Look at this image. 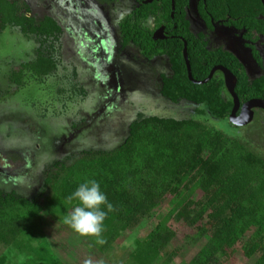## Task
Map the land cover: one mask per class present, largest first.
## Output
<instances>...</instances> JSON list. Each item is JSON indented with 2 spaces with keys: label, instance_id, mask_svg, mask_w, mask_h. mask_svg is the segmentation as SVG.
<instances>
[{
  "label": "trees",
  "instance_id": "obj_1",
  "mask_svg": "<svg viewBox=\"0 0 264 264\" xmlns=\"http://www.w3.org/2000/svg\"><path fill=\"white\" fill-rule=\"evenodd\" d=\"M175 3L176 32L171 31V24L166 25L171 22L169 0L140 5L119 23L122 49L132 47L141 59L164 58L169 64L170 75L160 77V96L171 105L192 106L213 121H228L233 101L222 74L216 72L205 85L191 83L183 57L184 40L194 81L205 80L214 67L223 66L237 79L235 93L241 105L264 100V76L250 78L237 57L221 46H211L206 34L213 23H222L245 31L247 41H256L264 36L261 0H201L196 11L204 32L192 29L189 0ZM29 13L18 1L0 0V34L8 28L35 39L60 33L50 17L36 21ZM151 21L157 27L168 26V35L176 38L152 40ZM248 46L259 63L257 51ZM54 70V60L38 51L34 60L15 66L9 80L20 87L26 72L45 77ZM90 180L100 184L113 205L112 211L103 209L107 214L102 235H108L109 245L156 216L159 208L169 207L163 219L137 242L139 264H153L175 240L177 233L168 226L171 220L185 225L189 233L170 259L194 243L199 248L189 264H224L238 247L248 264H264V157L236 138L189 117L139 116L114 150H87L70 164L53 163L43 182L44 190L50 192L48 204L71 214L76 202L68 196ZM44 210L37 199L0 190V248L29 249V264H61L50 255L31 253L32 245L20 243L23 236L33 238V228ZM0 264H7V259L3 257Z\"/></svg>",
  "mask_w": 264,
  "mask_h": 264
},
{
  "label": "rangeland",
  "instance_id": "obj_2",
  "mask_svg": "<svg viewBox=\"0 0 264 264\" xmlns=\"http://www.w3.org/2000/svg\"><path fill=\"white\" fill-rule=\"evenodd\" d=\"M14 1L29 8L28 17L40 21L43 16H49L60 27V33L37 39L23 36L16 28H8L0 34V190L37 199L45 206L40 223L36 222L33 228V238L23 236L21 244L32 245V250L39 249L45 258L46 251L47 255L49 250L53 251L58 261H61L59 252L67 245L80 248L78 240L87 241L90 249H98L106 257L115 256L123 246L129 251L136 248L134 243L145 238L163 219L169 211L166 205L159 208L156 216L144 220L133 232L111 245L108 235L103 234L106 242L101 245L95 237L80 236L64 223L70 214L48 204L50 192L43 186L44 175L53 163L70 164L83 151H111L120 146L127 138L129 125L139 116L193 118L244 142L250 150L264 157V133L254 125L236 129L229 121H213L185 103H167L158 89L159 76L170 73L164 60L145 62L130 50L117 55V39L114 46V39L107 30L111 31V26L115 28L126 13L121 2L114 6L115 14L110 15L113 21L109 22L101 10L88 5H91L90 0ZM192 1L190 18L194 27L201 29L194 11L197 0ZM214 43L223 44L236 53L251 72L260 73L244 47L241 33L217 25ZM38 51L54 60V72L45 77L26 72L22 85L16 87L9 80L12 69L34 60ZM259 51L264 72V39ZM168 226L177 236L157 259V264H189L199 247L189 243L178 256L170 259L189 229L174 220L169 221ZM7 250L0 248V258L5 255L7 264L27 261L29 264V249ZM223 263L248 264V261L238 247Z\"/></svg>",
  "mask_w": 264,
  "mask_h": 264
},
{
  "label": "flooded vegetation",
  "instance_id": "obj_3",
  "mask_svg": "<svg viewBox=\"0 0 264 264\" xmlns=\"http://www.w3.org/2000/svg\"><path fill=\"white\" fill-rule=\"evenodd\" d=\"M162 1H166V0H90L88 4L90 7H96L97 9L101 10L102 11V15L105 17L106 15V19L108 20L109 19V22L112 18H110L111 14H115V9L114 6L117 4L118 6V3L121 2V4H123L122 6V9L124 10H127L126 13L117 21L116 23V26L115 28L111 26V23L109 24L111 27H109V30H107V34H111L113 39H114V46L116 45V39H117V55L119 56L120 54H122L124 51L126 50H130V51H133L136 56L141 59L137 53L136 50H134L132 47H126L125 49H122L121 47V41H120V37H119V23L125 18L127 17L131 12H133L134 10H137L138 8H140V5H151L153 3H158L160 4ZM170 1V4H171V12H170V23L166 24V25H169L171 24L172 25V30L171 31H175L176 32V17H175V10H176V3H175V0H169ZM201 0H197L195 2V6H194V11H195V18L196 20L198 21V23L202 26L201 29H196L192 23V20L190 18V11H191V5H192V0H189V3H188V17L190 19V22H191V26H192V29L196 32H199V31H203L204 32V24L200 21V19L198 18V14H197V11H196V8L199 4ZM133 4L132 6H130L129 4ZM262 4V2H261ZM263 6V5H262ZM264 8V7H263ZM105 9H107V12L105 11ZM105 11V14L104 11ZM44 17V16H43ZM49 17V16H47ZM114 17V16H112ZM113 21V19H112ZM108 23V22H107ZM151 29H152V40H154V35L156 33H158L160 30H162V39H158V40H154V41H166L168 40L169 38H172V39H175L176 38V35H168L169 34V31L167 30V27L165 24H160L158 27L156 26L157 23H155L154 21H151ZM222 26L226 29H229V30H233V31H236L238 33H241V37H242V40L244 42V47L247 48L249 50V54H250V58L251 60L253 61L254 65L258 68V70H260V73L258 72L256 74V72H251L250 69L247 68L246 64L238 57V55L234 52H232L231 50H229L230 52H232L236 57L237 59L244 65V67L246 68V71L248 73V76L250 78H257V77H260V76H264V72L263 71V63H262V58L260 56V51H259V44H261V41L262 39H264V36H259L258 39L254 42H250V41H247L245 38H244V35H245V31H240V30H237V29H234L233 27H229V26H226L222 23H213L212 24V29L211 31H209L208 33L206 32L207 34V37H208V40L210 41V45L213 46V47H218V46H221L223 47L224 49L228 50L223 44H215L214 43V35H215V26ZM97 26L99 27L98 23H97ZM169 28V27H168ZM100 31H104L102 28L99 29ZM99 30H97V33H99ZM184 44H186V48H187V43L183 40ZM252 46L255 51H257V54H258V58H259V63H257L252 57H251V48L248 46ZM184 50V49H183ZM187 53V52H186ZM188 58V57H187ZM162 60H164L166 63L167 61L164 59V58H160ZM160 59H154L152 61H155V60H160ZM145 62H152V61H147V60H144V59H141ZM189 62V61H188ZM167 65L169 66V64L167 63ZM190 65V64H189ZM216 67H223V66H216ZM215 68V67H214ZM213 68V69H214ZM225 68V67H223ZM226 69V68H225ZM228 70V69H227ZM169 71H170V67H169ZM212 71V70H211ZM210 71V72H211ZM229 71V70H228ZM230 72V71H229ZM216 73V72H215ZM214 73V74H215ZM221 73V72H220ZM231 73V72H230ZM222 74V73H221ZM232 74V73H231ZM162 75H170L169 74H161L159 76V84H160V77ZM233 75V74H232ZM214 76V75H213ZM223 76V74H222ZM234 76V75H233ZM235 77V76H234ZM213 78V77H212ZM236 78V77H235ZM223 81H224V77H223ZM225 84V82H224ZM236 85H237V79H236ZM236 88V87H235ZM227 90V89H226ZM228 92V91H227ZM229 94V93H228ZM236 94V93H235ZM230 95V94H229ZM237 96V95H236ZM231 97V96H230ZM238 98V97H237ZM239 100V99H238ZM253 100H261V99H253ZM233 101V100H232ZM251 101V100H250ZM261 101H264V100H261ZM240 102V101H239ZM249 102V101H248ZM247 103V102H246ZM245 104V103H244ZM244 104H240L241 106H243ZM253 118H252V121L247 124L246 126H243V127H236L233 125V127H235L236 129H245L251 125H254V127H256L257 129H260L262 132V134L264 133V109H259V108H256V109H253ZM240 112L241 110L238 111L237 113V116L240 115Z\"/></svg>",
  "mask_w": 264,
  "mask_h": 264
},
{
  "label": "clouds",
  "instance_id": "obj_4",
  "mask_svg": "<svg viewBox=\"0 0 264 264\" xmlns=\"http://www.w3.org/2000/svg\"><path fill=\"white\" fill-rule=\"evenodd\" d=\"M70 202L75 201L71 214L66 216L64 223L74 232L84 237H95L99 244L106 241L102 237L103 223L106 218L104 207L113 210V205L101 190L100 184L95 180L86 181L68 196Z\"/></svg>",
  "mask_w": 264,
  "mask_h": 264
},
{
  "label": "crops",
  "instance_id": "obj_5",
  "mask_svg": "<svg viewBox=\"0 0 264 264\" xmlns=\"http://www.w3.org/2000/svg\"><path fill=\"white\" fill-rule=\"evenodd\" d=\"M139 240H137V242ZM137 242L134 243V245H136V248H137ZM78 243H79L78 245H81L79 249L78 248L74 249L72 248V245H67L64 250L59 252L61 254V255L59 254L61 256L60 259L62 262L59 260L61 264H139L138 263L139 259H137L136 257V253H137L136 248L133 249L131 248L132 250L129 251L128 249L126 250L123 246L121 247L123 250L120 248L115 256H110V255L108 256L107 254H109L110 252L115 253V250L110 249V252L106 254L107 255L106 257L102 255L98 251V249H96L97 253L95 250L90 249L89 243H87V241H84L82 243L80 240H78ZM52 245L54 247L55 244L52 243ZM90 250H93V255L91 256L89 255ZM7 251L9 250L6 249V252ZM39 252L41 253L39 249L33 251L34 254ZM47 253L48 251L45 252V255ZM48 255H50L52 258L57 260L54 256L53 251L49 250ZM3 257H5V255H3L0 258V260ZM11 260H13V258ZM27 262L25 264H27ZM153 264H157V260Z\"/></svg>",
  "mask_w": 264,
  "mask_h": 264
},
{
  "label": "water",
  "instance_id": "obj_6",
  "mask_svg": "<svg viewBox=\"0 0 264 264\" xmlns=\"http://www.w3.org/2000/svg\"><path fill=\"white\" fill-rule=\"evenodd\" d=\"M262 5L264 7V0H261ZM162 30H160L158 33L154 35V40L162 39ZM183 57L188 73V79L191 83L196 85H205L207 84L213 77L215 72H221L224 77L225 87L230 94L232 100H233V108L230 113V116L228 118V121L236 126V127H243L249 124L252 121L253 118V109L259 108L264 109V101L261 100H251L247 103H245L243 106L240 105V102L235 94V87H236V78L225 68L223 67H215L210 72L208 78L201 82L194 81L191 76L190 71V65L187 58L186 53V44H184V50H183ZM241 110L240 115L237 116L238 111Z\"/></svg>",
  "mask_w": 264,
  "mask_h": 264
}]
</instances>
